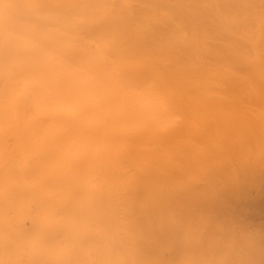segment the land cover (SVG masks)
<instances>
[{
	"label": "bare ground",
	"instance_id": "bare-ground-1",
	"mask_svg": "<svg viewBox=\"0 0 264 264\" xmlns=\"http://www.w3.org/2000/svg\"><path fill=\"white\" fill-rule=\"evenodd\" d=\"M8 262L264 264V0H0Z\"/></svg>",
	"mask_w": 264,
	"mask_h": 264
},
{
	"label": "snow or ice",
	"instance_id": "snow-or-ice-1",
	"mask_svg": "<svg viewBox=\"0 0 264 264\" xmlns=\"http://www.w3.org/2000/svg\"><path fill=\"white\" fill-rule=\"evenodd\" d=\"M178 119V117H177ZM8 264H22V262H8Z\"/></svg>",
	"mask_w": 264,
	"mask_h": 264
}]
</instances>
